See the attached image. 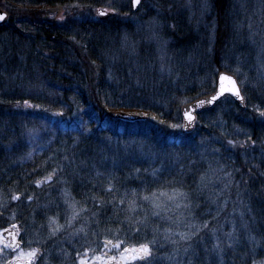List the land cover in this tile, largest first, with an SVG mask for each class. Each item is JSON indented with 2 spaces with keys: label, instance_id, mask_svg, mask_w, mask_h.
I'll return each mask as SVG.
<instances>
[{
  "label": "trees",
  "instance_id": "16d2710c",
  "mask_svg": "<svg viewBox=\"0 0 264 264\" xmlns=\"http://www.w3.org/2000/svg\"><path fill=\"white\" fill-rule=\"evenodd\" d=\"M0 8V228L10 203L31 200L19 216L40 226L71 212L89 245H147L136 264H264V0ZM220 70L236 77L243 106L224 96L184 132L181 105L211 93ZM174 190L187 195L161 196L159 210L143 199Z\"/></svg>",
  "mask_w": 264,
  "mask_h": 264
},
{
  "label": "rangeland",
  "instance_id": "374dc122",
  "mask_svg": "<svg viewBox=\"0 0 264 264\" xmlns=\"http://www.w3.org/2000/svg\"><path fill=\"white\" fill-rule=\"evenodd\" d=\"M142 0H140V3L138 5V7L140 8V4H141ZM107 11H109L108 8H103ZM96 10L94 11V15L97 16L98 14H96ZM144 11H142L143 13ZM141 13V11H140ZM51 14L48 17L49 19H51ZM138 17V15L136 16ZM145 26L144 29L146 31L147 36L153 34V32H151L154 28V25L151 21L147 22V20L145 21ZM126 111V110H124ZM128 111V110H127ZM131 112V111H129ZM142 115V114H140ZM141 119H145L141 118ZM46 194V193H44ZM43 194V195H44ZM62 201H66V197L64 199H62ZM8 200L4 197V198H0V207L5 206V204H8ZM27 202H32L31 200H28ZM38 201H36L34 204H36ZM67 202V201H66ZM10 210H12V212H9L6 215V219L8 221V224H12L14 221H18L22 218L21 225L20 228L22 230V233L24 235V241L26 245H36L37 241L36 239L39 238L43 232L40 233L39 229L42 230L41 228H39V225H37L36 223H34V221L31 220L29 214H25L24 217L23 216H19V213H15V209L14 206L17 205L16 202L10 203ZM18 205H22L24 208L27 207V204L24 205L22 203L18 204ZM27 215V216H26ZM68 215L70 217H68L67 219H65L64 221H62L61 225L59 227H56L53 229V231L50 233L48 238V242H50V251L47 253L45 252V254H47L45 256V258H43V262L47 263V264H59L61 262L65 263V264H105L107 262V257L103 256V253L106 254H110L113 256L114 259H116L117 261L121 262V264H136V262L139 261H144V259H136L133 260L131 259L132 256L137 255L138 254V250L140 248H129L128 246H123L120 245L119 242L117 241H109L108 243L105 245V247H103V243L99 242V243H94L93 245H89V241H85L87 240L85 239H81L80 236H82V234L80 233L77 234L79 232V225H74V223H72V214L71 212H68ZM79 222V220H77ZM3 228H0V246L2 244V240L4 239L1 231ZM33 231V235L34 238L33 240H31L30 234H32ZM57 236H59V240L57 239ZM56 238L55 240H53L52 243V239ZM47 240V239H46ZM58 240V241H57ZM62 243L59 247L58 245ZM25 245V246H26ZM78 245H84L85 246V250L83 252H81L80 247ZM118 245V246H117ZM67 246L66 251L69 250V254H65L64 252H62L60 249H62V247ZM29 247H23L19 250H16L14 252H11L9 248L2 250L0 253V264H6L7 261H9V259L11 257H19L22 259H27L28 257H33L34 256V252L28 249ZM125 249H128V251L126 252ZM133 249H136L137 251H132ZM47 250V249H46ZM97 251H103V253H100V255H97ZM142 255V253H140ZM56 256V260H52V257ZM58 258V259H57ZM13 259V258H12ZM62 260V261H61ZM43 264V263H42Z\"/></svg>",
  "mask_w": 264,
  "mask_h": 264
},
{
  "label": "water",
  "instance_id": "95a60500",
  "mask_svg": "<svg viewBox=\"0 0 264 264\" xmlns=\"http://www.w3.org/2000/svg\"><path fill=\"white\" fill-rule=\"evenodd\" d=\"M139 3H136L135 0H130L132 11H135L138 8ZM96 13L100 17H107L110 14L109 11L103 8L97 9ZM0 15L4 17L3 19H0V25H1L6 22V20L9 17V14L6 10L0 8ZM221 76L230 77L231 81L235 82V90L239 91V96L235 94V90L229 91V89H233V84L228 79L221 80ZM224 96L231 97L238 105L243 106V102H244L243 95L236 77L229 72L220 70L216 74L215 88L211 93L202 95L192 101L186 102L183 105H181L180 114L183 121V131L184 132L191 131L196 122V115L204 110H208L212 108ZM214 97L215 99H213ZM108 116L112 118H120L127 121L139 120L145 117L144 115H140L136 112L121 111V110L109 111ZM189 116L192 117L191 120H189ZM2 236L5 238V242L9 241V247L13 248L15 245H19V242L17 240L18 232L13 227L5 228L2 231ZM7 264H28V262L15 260V261H8ZM106 264H121V262L113 260V261H109Z\"/></svg>",
  "mask_w": 264,
  "mask_h": 264
},
{
  "label": "flooded vegetation",
  "instance_id": "af4514ba",
  "mask_svg": "<svg viewBox=\"0 0 264 264\" xmlns=\"http://www.w3.org/2000/svg\"><path fill=\"white\" fill-rule=\"evenodd\" d=\"M17 199H19L18 196H17ZM26 204H28V202ZM26 204H24V205H26ZM14 209H15V211H14L15 213H19V211H21V210L24 211L25 210V208L22 205H18V203H17V205L14 206ZM22 216H23V214H22ZM19 221H22V220L20 219L18 221H14L10 225V227H13L18 232L17 240L19 242V245H15L13 248H11V247H9V242L8 241L5 242L4 240H2V244L0 246V252L2 250L7 249V248H9L11 252H14V251L19 250V249H21L23 247H29L28 249L34 252V256L33 257H28L27 259H22V258H19V257L16 256V257H11L9 259V261L21 260V261H27L28 264H42V263L43 264H47V263L43 262L44 261L43 258H45V256L47 255V254H45V252L48 253L50 251V247H51L50 242H48L47 236L49 237V235L53 231V229L56 228V227H59L60 225H56L54 227L53 226L49 227V222L46 223V224L43 223V225H41V226L39 225V228L42 229V230L39 229V231H40V233L43 232V234L39 238L36 239L37 244L33 246L32 244L31 245H26L25 244L24 235H23L22 230L20 228L21 222H19ZM30 237H31V240H33V238H34L33 231H32V234H30ZM51 239H52V243H53V240H55L56 238L51 237ZM57 239L59 240V236H57ZM101 242L103 243V247H105V245L108 243V240H102ZM61 244L62 243H60L58 246H60ZM100 253H103V251H100V252L97 251V255L98 256L100 255ZM103 256L107 257V262L106 263H108L109 261L116 260L110 254L103 253Z\"/></svg>",
  "mask_w": 264,
  "mask_h": 264
},
{
  "label": "snow or ice",
  "instance_id": "6c2138e0",
  "mask_svg": "<svg viewBox=\"0 0 264 264\" xmlns=\"http://www.w3.org/2000/svg\"><path fill=\"white\" fill-rule=\"evenodd\" d=\"M136 3H139V0H135ZM4 17L2 15H0V19H3ZM224 79H228L232 84H233V89H229V91H232V90H235V82L234 81H231V78L230 77H226V76H221V80H224ZM235 94L237 96H239V91L238 90H235ZM215 99V97L213 98ZM187 115V114H186ZM192 117L189 116V120H191ZM155 174V172L153 173ZM201 179L203 180L204 178L201 177ZM186 193H182V192H179L178 190H174L172 192L171 195H169L167 192H160L159 193V196H157L156 193H153L152 194V197H148V196H145L143 197L144 200H149V199H152V203H153V207L157 210L161 209L162 207H165L163 202L160 201V197H166L168 201H175L177 198L179 197H186ZM176 207L179 208L180 205L179 204H176ZM185 207H187V205H185ZM165 210H167L165 208ZM159 214V211H154L153 212V215H158ZM204 227L206 228L207 227V223L204 224ZM199 228H197V232H199ZM196 233H192L191 235H195ZM191 235H188V234H185V233H180V236H181V239H190L191 238ZM118 246V245H117ZM125 251L127 252L128 249H125ZM132 251H137L136 249H133ZM142 253V255L140 254ZM150 254V249L148 248L147 245H142L140 247V249L138 250V254L137 255H134L131 257V259L133 260H136V259H144L146 258L148 255Z\"/></svg>",
  "mask_w": 264,
  "mask_h": 264
}]
</instances>
